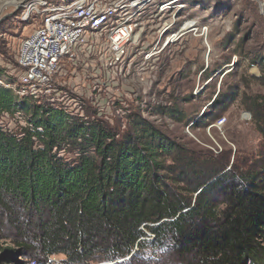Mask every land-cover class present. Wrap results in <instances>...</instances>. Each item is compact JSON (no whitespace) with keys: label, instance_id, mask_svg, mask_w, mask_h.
<instances>
[{"label":"trees","instance_id":"trees-1","mask_svg":"<svg viewBox=\"0 0 264 264\" xmlns=\"http://www.w3.org/2000/svg\"><path fill=\"white\" fill-rule=\"evenodd\" d=\"M259 100L250 109L264 143ZM16 111L26 125H0V236L24 258L264 264V163L228 165L229 151L189 149L136 112L121 130L48 103H19L0 86V114Z\"/></svg>","mask_w":264,"mask_h":264},{"label":"rangeland","instance_id":"rangeland-1","mask_svg":"<svg viewBox=\"0 0 264 264\" xmlns=\"http://www.w3.org/2000/svg\"><path fill=\"white\" fill-rule=\"evenodd\" d=\"M36 1L0 0V86L3 88L10 90L5 83L16 79L20 41L36 24L33 18L23 21L21 16L25 5L29 11ZM194 8V4L189 6V14L198 15L209 25L206 42L189 35L166 49L155 60L154 70L149 71L152 88L137 96L138 105L127 108L114 101L105 105L107 117L104 118L105 115L95 114L93 107L86 104L82 105L85 115L87 119H93L94 115L95 119L98 117L125 130L129 126L127 115L136 112L137 118L151 122L189 149L209 154L229 151L228 165L233 160L239 164L242 158L255 164L264 163L263 138L250 109L264 95V0H203L199 8ZM140 88L128 82L125 91H117V95L130 102L137 95L135 91L141 92ZM17 101L20 103L22 99L17 97ZM156 106L166 111L160 112ZM26 118L21 111L12 115L2 112L0 125L15 131L26 125ZM0 221L4 227V221L1 218ZM6 236H0V248L13 251L4 255L0 249V263L14 264L8 260L10 257L30 260L16 253V246ZM51 257L63 262L61 256Z\"/></svg>","mask_w":264,"mask_h":264},{"label":"built area","instance_id":"built-area-1","mask_svg":"<svg viewBox=\"0 0 264 264\" xmlns=\"http://www.w3.org/2000/svg\"><path fill=\"white\" fill-rule=\"evenodd\" d=\"M201 1L37 0L29 11L25 5L21 19L36 24L20 41L16 79L5 86L21 99L80 119L88 118L86 104L104 118L105 105L114 101L138 105L137 96L152 88L149 71L166 49L189 35L206 42L209 25L189 14V6L199 8ZM128 82L141 87L130 102L117 95ZM27 264L66 263L50 256Z\"/></svg>","mask_w":264,"mask_h":264}]
</instances>
